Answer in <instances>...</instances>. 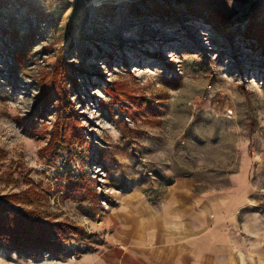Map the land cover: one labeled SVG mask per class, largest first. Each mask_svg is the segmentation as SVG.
Returning a JSON list of instances; mask_svg holds the SVG:
<instances>
[{"label": "rangeland", "instance_id": "obj_1", "mask_svg": "<svg viewBox=\"0 0 264 264\" xmlns=\"http://www.w3.org/2000/svg\"><path fill=\"white\" fill-rule=\"evenodd\" d=\"M181 179L264 264V0H0V264H158Z\"/></svg>", "mask_w": 264, "mask_h": 264}, {"label": "crops", "instance_id": "obj_2", "mask_svg": "<svg viewBox=\"0 0 264 264\" xmlns=\"http://www.w3.org/2000/svg\"><path fill=\"white\" fill-rule=\"evenodd\" d=\"M242 168L246 174V161ZM245 174L241 175L244 177ZM174 190L176 193L168 197L163 209L153 214L159 218L155 228H158V264H252L248 258L250 249L246 244L242 245L236 235L242 211L251 206L245 201L248 193L246 185H236L231 195L222 194L219 204L224 208L218 210L215 216L203 200L204 195L193 193L190 180H179ZM137 214L138 229H149L146 224L152 213L138 209ZM139 236L138 233V239ZM149 237V233L144 235V243L150 241ZM143 251L148 258L149 249ZM245 253L247 256L241 259L240 255Z\"/></svg>", "mask_w": 264, "mask_h": 264}, {"label": "trees", "instance_id": "obj_3", "mask_svg": "<svg viewBox=\"0 0 264 264\" xmlns=\"http://www.w3.org/2000/svg\"><path fill=\"white\" fill-rule=\"evenodd\" d=\"M13 228H16V230L14 231H11V229L7 230V235L3 234L0 239H4V240L6 239L7 242L10 241L15 246H21V244H23L24 242H30V244H33V245H36L35 243L40 245L41 243L45 242L42 244L43 246H45L46 243H48L50 245L54 244V247H61L62 243L59 242V238L61 236L60 234L61 233L65 234L64 227L58 226V229L54 228L55 230H54L53 241L48 239V235H46V239L48 240L42 241V238L44 237V233H43L44 229L42 231H40V229L34 230L35 227L33 226L32 227L25 226L21 228V225H20V228H17L16 226L15 227L13 226ZM13 236L15 237L14 239L12 238Z\"/></svg>", "mask_w": 264, "mask_h": 264}, {"label": "built area", "instance_id": "obj_4", "mask_svg": "<svg viewBox=\"0 0 264 264\" xmlns=\"http://www.w3.org/2000/svg\"><path fill=\"white\" fill-rule=\"evenodd\" d=\"M229 112H231V111H229Z\"/></svg>", "mask_w": 264, "mask_h": 264}]
</instances>
